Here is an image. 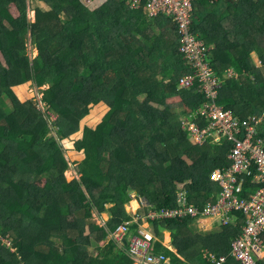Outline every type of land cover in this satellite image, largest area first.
<instances>
[{
  "label": "trees",
  "instance_id": "trees-1",
  "mask_svg": "<svg viewBox=\"0 0 264 264\" xmlns=\"http://www.w3.org/2000/svg\"><path fill=\"white\" fill-rule=\"evenodd\" d=\"M35 3L47 9L39 5L32 22ZM214 4L226 10L213 12ZM214 4L201 0L193 14L194 33L212 48L205 60L220 77L229 68L245 73L223 79L216 102L238 120L259 116L264 0ZM183 47L173 20L150 18L143 2L133 9L131 0H103L90 9L81 0H0V264H135L126 244L108 242L132 219L134 198L147 210L177 206L182 192L201 207L215 203L221 189L210 174L228 168L231 143L194 144L182 130L180 121L210 101L197 77L181 85L197 73ZM28 84L45 87L46 111L19 97L16 89ZM102 105L106 113L94 121ZM84 121L90 123L82 129ZM73 151L84 157L76 166L81 177L70 181L65 153ZM237 185L247 196L252 178L239 176ZM104 213L106 225L93 221ZM233 214L228 226L207 234L193 230L190 217L153 220L155 251L172 264H211L205 251L240 264L230 249L244 215ZM165 232L174 250L163 245Z\"/></svg>",
  "mask_w": 264,
  "mask_h": 264
},
{
  "label": "built area",
  "instance_id": "built-area-1",
  "mask_svg": "<svg viewBox=\"0 0 264 264\" xmlns=\"http://www.w3.org/2000/svg\"><path fill=\"white\" fill-rule=\"evenodd\" d=\"M81 1L87 6L95 2ZM144 1L151 16L163 14L173 20L184 45L182 51L197 70L195 76L185 77L181 85L189 87L197 77L210 100L180 121L182 130L188 133L194 144L199 145H203L208 138L220 141L225 137L231 143L227 154L229 166L217 168L210 174V180L221 189L219 196L214 199L215 203H206L201 207L192 203L182 192L178 195L177 206L150 211L145 217L138 215L133 221L118 227L114 238L117 242H124L129 235L130 255L140 264H170L164 255L154 253V237L143 221L213 218L219 220L220 225L228 226L234 210H242L243 225L232 240L230 254L240 264H255L256 259H264V112L259 116L238 120L230 110L216 102L223 78L206 62L205 56L209 49L192 30L194 3L198 0H133V3L136 6ZM227 74L232 73L228 71ZM205 120L208 124L201 126L199 123ZM239 176L252 178L253 187L247 196L238 193L241 191V184L237 185ZM134 224L139 227L131 234ZM203 257L211 264H224L227 260V256L217 257L209 251H205Z\"/></svg>",
  "mask_w": 264,
  "mask_h": 264
},
{
  "label": "rangeland",
  "instance_id": "rangeland-1",
  "mask_svg": "<svg viewBox=\"0 0 264 264\" xmlns=\"http://www.w3.org/2000/svg\"><path fill=\"white\" fill-rule=\"evenodd\" d=\"M212 3H214L215 1H211ZM103 3V0H97L93 5H91V7H89L90 9H94L96 7H99L101 6ZM42 7V4H37L35 3L33 8L30 9V19L32 22H35V18H36V13H35V10L36 8H39L40 6ZM45 9V7H43ZM11 12L13 13L14 17L18 18L20 16V13L18 11V9L15 7V6H12L10 8ZM234 13L233 10L231 11H227V14L228 15H232ZM225 27L227 28V30L232 33V30H231V27H230V24H226ZM260 49H264V41L263 42H260ZM29 52L30 54L32 53L33 54V57H35L37 55V50L35 48V46H33L32 42H30L29 44ZM257 66L259 68L262 67L261 65V62H257L256 63ZM264 68V67H263ZM262 68V69H263ZM229 72H231L232 74H227V77L229 79H239L240 76L242 78H244L245 76V73L243 71L241 72H236L235 70L233 71L232 68H229L228 69ZM227 71V72H228ZM226 74V73H225ZM42 89H45V87L43 88H39L35 85H24L23 87H19L18 88V94H19V97L21 98L22 101H26V99H35L36 101L39 102V105H40V108L43 110V111H46V107H45V103L42 101V98H43V91ZM106 110H107V106L106 105H102L101 107H96L94 109V113H93V117H94V121H99L102 119V117L104 116V114L106 113ZM90 122L88 121H84L83 124H82V129L86 126L89 125ZM54 135L58 136L57 135V132L54 131L53 133ZM79 135V134H78ZM74 145V142L71 141V142H68L67 143V146L68 147H72ZM66 157L70 163V169L67 171V177L70 181L74 180L75 178H80L81 175H79L76 171V166L79 164V162L83 159V155L82 154H79L77 152H66ZM44 182H42L43 184ZM140 200V204L142 205V200L143 199H139ZM146 206L147 203H145ZM129 206V205H128ZM97 215V214H96ZM217 224L216 223H213L212 221L210 222V220H202L201 223H196V224H192V228L193 230H195L196 232L198 233H202V234H207L208 232H214V233H218L220 231V221L219 220H216ZM151 229V227H150ZM152 230V229H151ZM123 246V245H122ZM126 251L129 252L130 249L129 247L127 246L126 247ZM263 260V259H261ZM135 264H140L139 261H135Z\"/></svg>",
  "mask_w": 264,
  "mask_h": 264
},
{
  "label": "clouds",
  "instance_id": "clouds-1",
  "mask_svg": "<svg viewBox=\"0 0 264 264\" xmlns=\"http://www.w3.org/2000/svg\"><path fill=\"white\" fill-rule=\"evenodd\" d=\"M97 0H95V2H96ZM199 1H201V0H198L197 2H195L194 3V11H195V5L199 2ZM210 1V3L211 4H214L217 0H214L215 2L214 3H212L211 2V0H209ZM94 2V3H95ZM93 3V4H94ZM144 3V10H145V12L150 16V18H157V17H165V18H169L168 16H166V15H163V14H161V15H158V16H151L150 15V11L148 10V8H147V3L144 1L143 2ZM92 4V5H93ZM86 5V4H85ZM87 6V5H86ZM131 6H132V8L133 9H137L138 8V5H134V3H133V0H131ZM88 7H91V6H88ZM193 14H194V12H193ZM192 21H193V15H192ZM192 30H193V25H192ZM193 34L195 35V36H197L198 37V39H200V36L198 35V34H196V33H194V31H193ZM201 40V39H200ZM202 41V40H201ZM209 49V51L208 52H210V48H208ZM31 55H32V53H31ZM212 68V67H211ZM218 75V74H217ZM219 76V75H218ZM226 76V75H225ZM225 76H223L222 78L223 79H225ZM227 77V76H226ZM227 79H228V77H227ZM192 202V201H191ZM146 202L144 201V206H143V209H144V211L145 212H142V213H136V214H134V215H131L132 216V219H130V220H127V221H125L124 223H122V224H120L118 227H120L121 225H123V224H126L127 222H129V221H133L135 218H137V216L138 215H142L143 217H145V216H147L149 213H150V211H154V210H156V209H150V208H148V210H147V207L148 206H146V204H145ZM192 203H194V202H192ZM198 206H200V205H198ZM194 222V221H193ZM151 220H148V221H143V224H146V225H148L149 226V230H150V232L152 233V235H153V237H154V242H153V244H154V253L155 254H158V253H156V251H155V242H156V240H157V238L155 237V235H154V232H153V230H151L150 229V227H151ZM104 225H106V224H104ZM222 226V225H221ZM117 227V228H118ZM138 225L137 224H134L133 226H132V229H131V234L133 233V232H135L137 229H138ZM222 227H225V226H222ZM117 228L115 229V231H113V232H111L110 233V236H111V240H113V241H115L118 245H120V246H122V245H124V244H126L128 247H129V249H130V241H129V235L126 237V239H125V241L124 242H117L116 240H115V238H114V233L116 232V230H117ZM231 243H232V241H231ZM171 247V246H170ZM172 248V247H171ZM171 250H173V248L171 249ZM129 254H130V251H129ZM159 254H161V255H164L165 256V258H167V259H169L170 260V264H172V262H171V258L170 257H168V256H166L165 254H163V253H159ZM158 254V255H159ZM203 256H204V254H203ZM204 258V257H203ZM182 259V261H183V263L182 264H190V263H188V262H186V261H184V259L183 258H181ZM181 264V263H180Z\"/></svg>",
  "mask_w": 264,
  "mask_h": 264
},
{
  "label": "crops",
  "instance_id": "crops-1",
  "mask_svg": "<svg viewBox=\"0 0 264 264\" xmlns=\"http://www.w3.org/2000/svg\"><path fill=\"white\" fill-rule=\"evenodd\" d=\"M42 4V3H41ZM213 6V9H212V11L213 12H216V13H221L222 11H225L226 9H225V6H224V4H222V5H220V4H214V5H212ZM43 7H45L46 9H47V6L45 5V4H42V8ZM211 50H212V48H210ZM210 50V51H211ZM37 55H38V53H37ZM36 55V56H37ZM35 56V57H36ZM234 69V68H233ZM235 70V69H234ZM233 70V71H234ZM227 71L228 70H226V72L225 73H227ZM236 71V70H235ZM239 72H241V71H239ZM224 73V76L226 75ZM229 79V78H228ZM23 87V86H22ZM18 90V88L16 89V91ZM17 93H18V91H17ZM143 206H144V200H142V205L140 204V200H139V198H134L133 199V201L129 204V206H127V210H128V212L131 214V215H134V214H136V213H142V212H145L144 211V209H143ZM110 219V215L109 214H107V213H104V214H97L94 218H93V221L94 222H96V223H98V224H102V225H104V224H106L107 223V221ZM202 220H210V222L212 221L213 223H216L217 221L215 220V219H213V218H203V219H199V220H194V223L193 224H196V223H201V221ZM217 224V223H216ZM220 227V229L222 228V226L221 225H219ZM208 233H210V232H208ZM111 240V236H109V238H108V242ZM170 241H171V236H170V233L169 232H165L164 233V239H163V245H165L166 247H168L169 249H172L170 246H169V244H170ZM174 250V249H173Z\"/></svg>",
  "mask_w": 264,
  "mask_h": 264
}]
</instances>
